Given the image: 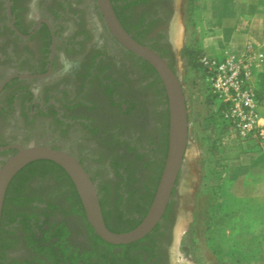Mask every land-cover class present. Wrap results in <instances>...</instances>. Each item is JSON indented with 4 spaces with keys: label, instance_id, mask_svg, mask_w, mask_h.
<instances>
[{
    "label": "rangeland",
    "instance_id": "rangeland-1",
    "mask_svg": "<svg viewBox=\"0 0 264 264\" xmlns=\"http://www.w3.org/2000/svg\"><path fill=\"white\" fill-rule=\"evenodd\" d=\"M35 2L27 0L25 13L44 14L55 27L58 18L51 15L48 7L56 4L64 15L62 29L57 34L58 55L49 76L14 82L0 97L5 111H14L10 116L0 113V144L44 145L78 158L95 185L107 225L115 231L124 229L143 213L163 167L168 129L164 88L144 60L113 38L96 0ZM111 3L116 5V0ZM174 3L175 9L166 23L138 30L134 27L141 21L140 15L117 8L132 34L143 44L164 51L185 97L188 142L162 225L169 260L172 264H242L229 232L219 228L221 223L229 221L230 215L226 164L220 154L231 147L228 140L234 134L227 127L219 138L218 103L210 94L206 75L199 64L193 66L180 57L185 47L201 51L195 23L197 0H174ZM174 24L181 28L179 44L173 42ZM160 28L166 29L167 48L158 43ZM64 42L69 45L66 47ZM96 59L101 61L93 64ZM78 62L82 69L79 76L70 67ZM9 71L8 64L0 65V80ZM23 84L37 92L40 100L46 98L47 90L64 86L71 93V100L81 95L88 104H75V109L59 106L61 118L54 117L52 112L41 115L37 108L31 114L32 104H25L27 97L17 96L14 104L8 98L11 90ZM11 155L9 150H0V167ZM27 165L36 167V173L23 188L10 187L6 195L1 262L24 264L26 259L37 256L24 219L43 214H53L57 220L71 224L73 245L80 244L78 238L86 245L91 244V237L96 234L90 225L87 227L80 199L64 170L49 160ZM178 225L180 231L175 239ZM245 239L243 236L239 240ZM112 251L121 254L125 250L118 247Z\"/></svg>",
    "mask_w": 264,
    "mask_h": 264
},
{
    "label": "flooded vegetation",
    "instance_id": "flooded-vegetation-1",
    "mask_svg": "<svg viewBox=\"0 0 264 264\" xmlns=\"http://www.w3.org/2000/svg\"><path fill=\"white\" fill-rule=\"evenodd\" d=\"M32 1L36 3L37 0ZM26 2L27 0H0V65L8 64L10 67L9 73L0 80V97L14 82H26L31 79L47 77L54 70L58 55L56 53L58 46L57 34L62 29L61 20L64 15L60 13L56 4L48 7L51 15L58 18V26L55 27L50 21V17L48 18L44 14L25 13ZM174 9V0H134L128 9V13L139 14L141 21L144 20V25L150 28L166 23ZM158 35L160 37L158 43L167 48L169 41L166 29L160 28ZM64 44L66 47L69 45L65 42ZM145 44L153 47L148 43ZM99 61L101 60L96 59L93 64L99 63ZM70 67L75 68L73 71L77 76L82 72L79 62L72 66L70 64ZM90 76H86V80ZM97 77L99 78V75ZM20 95L27 97L25 104H32L31 114H34L37 110L41 115L52 112L56 118H61L62 115L59 106L75 109V104H88V102L81 99V95L71 100V93L64 86L47 90L46 98L40 100L37 92L35 93L28 84H23L10 91L8 98L11 99V104H14L16 97ZM36 108L37 110H35ZM50 108L51 110H49ZM13 112H6L0 102L1 114L10 116ZM7 145L22 146L19 142L0 144V146ZM5 150L11 151L12 154L16 151L13 148ZM76 159L81 163L78 158ZM82 166L84 167L83 164ZM36 171V167L26 165L9 181L0 218V250L1 224L8 190L13 186L23 188ZM24 221H27L26 224L31 231L29 240L33 245L34 253L37 255L32 260L26 259L24 264H172L169 260L168 245L164 235L165 229L162 227L163 217L158 223L159 225L157 224L158 227L155 230L153 228L145 237L122 245L106 243L96 235H92L91 244L89 243V245H86L82 238H78L79 245H73L71 224L64 220H57L53 214H43L38 218L24 219ZM104 222L109 229L106 220ZM87 227L90 228L88 223ZM144 242L147 244L144 245ZM118 247L124 248L125 251L121 254L112 251L113 248ZM1 255L3 254L0 252ZM38 255L41 257H38ZM41 258L46 261L44 262ZM0 264H4L1 259Z\"/></svg>",
    "mask_w": 264,
    "mask_h": 264
},
{
    "label": "crops",
    "instance_id": "crops-1",
    "mask_svg": "<svg viewBox=\"0 0 264 264\" xmlns=\"http://www.w3.org/2000/svg\"><path fill=\"white\" fill-rule=\"evenodd\" d=\"M195 12L202 54L240 56L248 45L261 52L250 76L261 97L258 111L264 125V0H197ZM221 157L230 215L219 228L229 232L242 264H264V139L226 147Z\"/></svg>",
    "mask_w": 264,
    "mask_h": 264
},
{
    "label": "water",
    "instance_id": "water-1",
    "mask_svg": "<svg viewBox=\"0 0 264 264\" xmlns=\"http://www.w3.org/2000/svg\"><path fill=\"white\" fill-rule=\"evenodd\" d=\"M103 21L113 38L127 51L147 62L156 72L164 88L167 110V149L157 186L141 221L125 232H114L105 225L97 190L82 164L69 153L44 145L0 146V150L16 151L0 167V218L5 192L12 177L27 164L49 160L57 164L72 181L93 232L104 242L122 245L149 234L161 221L181 171L187 147L188 121L185 97L177 73L166 58L148 45L138 42L121 25L110 0H96ZM1 88V87H0Z\"/></svg>",
    "mask_w": 264,
    "mask_h": 264
},
{
    "label": "built area",
    "instance_id": "built-area-1",
    "mask_svg": "<svg viewBox=\"0 0 264 264\" xmlns=\"http://www.w3.org/2000/svg\"><path fill=\"white\" fill-rule=\"evenodd\" d=\"M260 56V51L248 45L240 56L201 54L197 59L209 82L210 94L218 103L216 122L233 131L230 146H252L264 139L258 111L261 97L250 76L252 62Z\"/></svg>",
    "mask_w": 264,
    "mask_h": 264
},
{
    "label": "trees",
    "instance_id": "trees-1",
    "mask_svg": "<svg viewBox=\"0 0 264 264\" xmlns=\"http://www.w3.org/2000/svg\"><path fill=\"white\" fill-rule=\"evenodd\" d=\"M133 1L134 0H116V5H113V8H114V11H115V13H116V15H117V17H118V19H119V21H120V23H121V25L125 28V30L128 32V33H130L131 35H132V37L135 39V40H137L138 42H140V43H143L142 41H140L134 34H132L131 32H130V30L127 28V26L124 24V21H123V19H122V16H120L119 14H118V11H117V8L119 7L120 9H122V10H127L128 11V9H129V7H130V5L133 3ZM111 2H112V0H111ZM118 2V3H117ZM125 12V11H124ZM125 15H126V13H125ZM143 19H142V21H140L138 24H136L135 25V29L136 30H138L139 28H146L147 26L146 25H144V23H143ZM142 30V29H141ZM152 49H154V47H151ZM154 50H157L158 51V53L162 56V57H164V58H166V54L164 53V51H160V50H158V49H154ZM199 53V54H198ZM200 54H202V52L201 51H198V52H196L192 47H185V48H183L181 51H180V57L181 58H185L186 59V61H187V63L188 64H191V65H193V66H197V59H198V56L200 55ZM145 62V61H144ZM149 67H150V69L156 74V72H155V70L147 63V62H145ZM169 63V65H170V67L174 70V68H173V65H172V63H170V62H168ZM157 75V74H156ZM160 82V81H159ZM219 132H218V135H219V138L223 135V133L226 131V128H227V126H225V125H219ZM215 148H217L218 146L217 145H215L214 146ZM225 150L226 149H223L222 150V152H221V154H220V156H222V154L225 152ZM221 159H223L222 157H221ZM64 172V171H63ZM65 173V172H64ZM159 175H160V173H159ZM159 175H158V177H157V180H156V184H157V181H158V178H159ZM66 176L68 177V175L66 174ZM156 184H155V186H154V188H153V190H152V192H151V194H150V196H149V198H148V200H147V203L144 205V211H143V213L140 215V217L136 220V222H134L133 224H131L130 226H127L126 228H124V229H120V230H117V231H115V230H112V229H110V230H112V231H115V232H125V231H128V230H130V229H132L133 227H135L140 221H141V219L144 217V215L146 214V212H147V210H148V207H149V205H150V203H151V200H152V198H153V195H154V192H155V188H156ZM100 202V201H99ZM169 204H170V202L167 204V207H166V209H165V212H164V214H163V219L166 217V214H167V212H168V209H169ZM100 206H101V202H100ZM102 215L104 216V211L102 210ZM104 220H106L105 219V217H104ZM159 225V224H158ZM158 225H156L155 227H154V230L158 227ZM153 230V231H154Z\"/></svg>",
    "mask_w": 264,
    "mask_h": 264
},
{
    "label": "bare ground",
    "instance_id": "bare-ground-1",
    "mask_svg": "<svg viewBox=\"0 0 264 264\" xmlns=\"http://www.w3.org/2000/svg\"><path fill=\"white\" fill-rule=\"evenodd\" d=\"M180 33H181V28L180 26L174 24V28H173V42L174 44H179L180 42ZM180 228L179 225L178 227H176L175 229V239H177V236L179 234Z\"/></svg>",
    "mask_w": 264,
    "mask_h": 264
}]
</instances>
